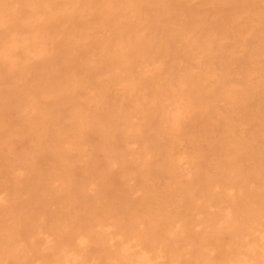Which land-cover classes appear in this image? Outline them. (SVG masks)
<instances>
[{
	"label": "bare ground",
	"instance_id": "obj_1",
	"mask_svg": "<svg viewBox=\"0 0 264 264\" xmlns=\"http://www.w3.org/2000/svg\"><path fill=\"white\" fill-rule=\"evenodd\" d=\"M0 264H264V0H0Z\"/></svg>",
	"mask_w": 264,
	"mask_h": 264
},
{
	"label": "rangeland",
	"instance_id": "obj_2",
	"mask_svg": "<svg viewBox=\"0 0 264 264\" xmlns=\"http://www.w3.org/2000/svg\"><path fill=\"white\" fill-rule=\"evenodd\" d=\"M0 197L3 199V195L2 194H0ZM0 198V205H3L4 204V202L2 201V199Z\"/></svg>",
	"mask_w": 264,
	"mask_h": 264
}]
</instances>
